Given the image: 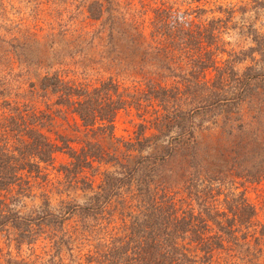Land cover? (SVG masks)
<instances>
[{"label": "trees", "instance_id": "obj_1", "mask_svg": "<svg viewBox=\"0 0 264 264\" xmlns=\"http://www.w3.org/2000/svg\"><path fill=\"white\" fill-rule=\"evenodd\" d=\"M105 12L98 1L86 6L91 22ZM153 13L150 44L138 66L154 77L142 80V88L133 92L112 79L91 85L64 72L63 64L30 60L34 42L17 40L2 48L0 37V235L8 246L13 243L19 250L45 236L52 249L48 264H61V253L69 251L74 235L93 243L79 264H216L220 254L254 260L261 255L264 225L256 221V208L244 192L232 187L264 181V37L248 25L253 46L225 52L219 34L225 20L184 25L169 21L167 10ZM113 27L114 22L107 30L109 41L117 33ZM219 54L226 59L219 61ZM6 57L28 74L6 75ZM247 61L252 65L236 68ZM34 68L36 81L21 93L20 103L13 94L20 93L21 78ZM209 72L213 76L207 81ZM145 106L156 108L150 126L139 124L130 140L115 137L118 114ZM244 107L253 113L250 120L244 118ZM207 113L222 117L227 161L225 170L205 172L200 181L194 121ZM69 116L76 119L72 132L81 133L82 140L54 132L56 121L67 122ZM150 149L156 153L144 155ZM59 154L68 159L56 170L62 184L78 187L87 194L85 200L61 201L52 208L48 193L42 192L39 206L22 215L16 209L21 198L32 194L34 186H52L48 171L54 170ZM178 155L187 166L179 199L172 186H151L159 165ZM70 219H76L74 232L67 229Z\"/></svg>", "mask_w": 264, "mask_h": 264}, {"label": "rangeland", "instance_id": "obj_2", "mask_svg": "<svg viewBox=\"0 0 264 264\" xmlns=\"http://www.w3.org/2000/svg\"><path fill=\"white\" fill-rule=\"evenodd\" d=\"M92 1H98L106 10L97 22H91L86 18V6ZM199 8L206 13L192 14ZM155 9L167 10L171 13L169 21L178 19L177 21L183 22L184 25L194 22L207 26L211 20H225L226 24L219 30L220 45L225 52H240L253 46L246 33L248 25L264 37V0H199L198 2L197 0H110L109 5L107 0H0V37L4 41L1 42V46L8 48L10 43L16 44L17 40L21 42L30 40L36 46L35 52L29 54L30 60H38L39 57L41 60L45 59L47 64H63L61 69L66 70L64 72H74L77 79H86L91 85L112 79L121 89L133 92L135 89L142 88V80L150 78V75L154 77L151 72L142 71L138 63L142 50L146 44H150ZM226 10H231L234 14L226 15L224 13ZM113 22V28L117 30V33L114 32L113 38L109 41L107 30ZM217 58L222 61L226 59V55L219 54ZM255 58L259 59L257 55ZM5 60L2 71L5 74L9 73L6 75L16 76L21 72H24L21 73L24 75L28 74V71L20 69L15 60L11 62L7 57ZM249 65L252 63L247 61L236 68L243 69ZM35 70L36 68L29 71L31 73L28 78H21L23 79L21 91L16 97L14 96L18 93H14V96H11L13 99L23 102L20 99L21 93L28 90L30 82L36 81L33 74ZM39 74L42 75V72ZM212 76V72L207 73L206 80H212ZM10 87L12 89L11 85ZM53 101L55 98H52L50 103ZM34 105L44 109V105L39 101L34 102ZM2 108L0 101V115L4 112ZM155 109L153 106H145L139 111L130 108L120 112L114 124L115 137L123 140L133 139L139 124L150 126L149 122L154 118ZM242 113L245 120H250L249 116L253 114L247 107H244ZM73 119L76 121L74 116H69L67 122L58 119L54 132L71 137L78 136L82 140L81 133L72 132ZM194 122L197 126L195 137L199 146L198 161L201 165L198 172L202 181L205 172L214 174V172L225 170L226 142L220 127L222 124L220 115L214 113L198 115ZM151 132L147 130L145 134L149 135ZM51 136L54 138L53 134ZM101 143L104 147L108 146L107 141H101ZM80 145L73 146L79 149ZM155 151L147 150L144 155L155 154ZM67 162L66 156L62 154L56 156L54 170L48 171L49 180L53 182L52 186H41V188L34 186L32 194L21 198L16 209L22 215L31 213L39 206L41 203L39 196L42 192L48 193L52 208L58 207L61 201L81 204L85 200L87 194L78 190V187H65L62 184V177L56 173L58 167ZM186 167L183 156L178 155L170 159L159 165L157 171L153 173L151 186H172L173 192L178 193L177 198H182L181 186L186 185L184 183V177L187 175ZM98 182L97 177L96 184ZM235 187H237L236 192H244L247 201L256 208V221L264 225V181L257 185L248 184L242 188L234 185L232 188ZM221 200L222 197H219L218 202ZM75 220L70 219L68 222L69 231L74 232L77 228ZM44 238L45 236H41L34 245L23 246L16 250L13 243L7 245L6 236L1 234L0 264H48L52 249L50 242ZM90 245L93 243L82 241L80 235H74L69 251L64 250L61 253V264L82 263L84 255L92 249ZM256 257L254 260L246 256L227 257L220 254L215 263L264 264V248L261 255Z\"/></svg>", "mask_w": 264, "mask_h": 264}]
</instances>
